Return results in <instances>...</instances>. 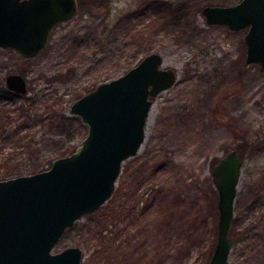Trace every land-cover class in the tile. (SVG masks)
<instances>
[{
  "label": "rangeland",
  "instance_id": "1",
  "mask_svg": "<svg viewBox=\"0 0 264 264\" xmlns=\"http://www.w3.org/2000/svg\"><path fill=\"white\" fill-rule=\"evenodd\" d=\"M143 1L81 5L75 17L51 31L34 58L0 48V87L11 73H24L28 82L26 94L0 98V111L6 112L0 179L49 169L73 153L88 127L70 112L72 104L160 52L177 80L153 98L141 149L124 162L110 199L67 229L55 251L79 246L82 264H209L219 219L211 169L236 149L244 158L229 264H264V252L252 254L263 241L249 230L259 223L256 231L264 235L263 195L261 215L242 216V202L264 194V71L246 64L247 28L210 25L202 14L208 2L238 1L150 0L154 6L183 4L190 23L184 29L167 20L153 24L158 12L151 7L116 26Z\"/></svg>",
  "mask_w": 264,
  "mask_h": 264
},
{
  "label": "water",
  "instance_id": "2",
  "mask_svg": "<svg viewBox=\"0 0 264 264\" xmlns=\"http://www.w3.org/2000/svg\"><path fill=\"white\" fill-rule=\"evenodd\" d=\"M78 12L77 0H0V48L34 58L45 50L51 31ZM202 14L210 25L247 28L246 64L264 71V0L206 5ZM163 65V54L151 52L123 75L99 83L70 108L88 127L73 153L49 169L0 179V264H82L81 247H55L78 219L110 199L124 162L141 149L153 98L177 80V72ZM5 85L16 94L28 91L20 73L7 75ZM242 167L243 158L232 149L211 169L219 219L209 264H229Z\"/></svg>",
  "mask_w": 264,
  "mask_h": 264
},
{
  "label": "trees",
  "instance_id": "3",
  "mask_svg": "<svg viewBox=\"0 0 264 264\" xmlns=\"http://www.w3.org/2000/svg\"><path fill=\"white\" fill-rule=\"evenodd\" d=\"M81 1V4L84 5V4H94V0H80ZM235 2V0H233ZM237 1H240V0H237ZM218 2V1H217ZM216 3H213V4H217ZM153 2H151L150 0H144L142 4H139L137 5V10L136 11H127V12H124L122 15H121V18L119 20V22L117 23L116 26H119L120 22L122 20H128L131 18V16L136 13L137 11H143V10H146L147 8H151V7H155V9L157 10L158 12V16L156 19H153L152 23L155 24L156 23H160L161 21H164L167 20L168 23H174V25L176 27H181L184 29L183 26H187L189 23H190V19H189V16L186 15V8L184 7V5L182 4L181 6H177V7H172V5L168 4V3H165V2H162V3H159L158 6H154L152 4ZM208 5L212 4V3H207ZM119 19V18H118ZM167 23V24H168ZM152 26V25H151ZM25 58V57H24ZM25 59H28V58H25ZM24 74V73H22ZM7 95H16L15 92H12L10 91L6 85L4 84L3 86L0 87V98L2 96H7ZM0 129L2 130L3 129V126L5 124V120L2 119L1 117L6 113L5 111H0ZM6 129V128H5ZM2 130V131H5ZM241 157L244 158V153H240ZM264 197V194L261 193V194H256L254 195V197L250 200H245V202H242L245 204V208L243 209V213H242V216L244 217V214L245 212L247 211L250 212V213H253L254 212H258L259 214L258 215H261L260 214V211L262 210V215L264 216V210L263 208H261V210L258 209V205L260 204L259 203V200H260V196ZM262 197V198H263ZM257 210V211H256ZM245 211V212H244ZM246 216V215H245ZM254 217V216H253ZM257 215L256 217H254L252 220L254 219H257ZM233 224H234V219H233ZM232 224V225H233ZM252 224V223H251ZM252 226V225H251ZM259 226V223H256L254 224L249 230L252 232V235L254 238L258 239L260 238L262 241H263V247L262 248H259L258 250H255L254 252H252L253 255H256L257 253H262L264 252V235L259 232V231H256V228ZM236 236V235H235ZM232 238V237H231ZM233 240V244L237 241L236 238H232ZM259 264V263H258Z\"/></svg>",
  "mask_w": 264,
  "mask_h": 264
},
{
  "label": "flooded vegetation",
  "instance_id": "4",
  "mask_svg": "<svg viewBox=\"0 0 264 264\" xmlns=\"http://www.w3.org/2000/svg\"><path fill=\"white\" fill-rule=\"evenodd\" d=\"M77 1H78V5H79V10H80V7H81L82 4H81V1L80 0H77ZM28 59H30V58H28Z\"/></svg>",
  "mask_w": 264,
  "mask_h": 264
}]
</instances>
